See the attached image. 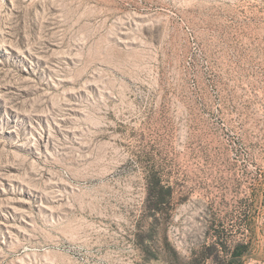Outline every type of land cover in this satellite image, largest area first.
<instances>
[{
	"label": "rangeland",
	"instance_id": "374dc122",
	"mask_svg": "<svg viewBox=\"0 0 264 264\" xmlns=\"http://www.w3.org/2000/svg\"><path fill=\"white\" fill-rule=\"evenodd\" d=\"M233 261L264 264V0H0V264Z\"/></svg>",
	"mask_w": 264,
	"mask_h": 264
},
{
	"label": "trees",
	"instance_id": "16d2710c",
	"mask_svg": "<svg viewBox=\"0 0 264 264\" xmlns=\"http://www.w3.org/2000/svg\"><path fill=\"white\" fill-rule=\"evenodd\" d=\"M153 184H154V187H155V189L157 190V192L163 194L165 188H164V186H162V179H161V177L154 176V177H153ZM165 192L171 194V190H170V189H167ZM150 194H151V193H150ZM152 194H153V193H152ZM241 254H242L241 252H239V251L236 250V251L233 253V258H234V259L239 258V257L241 256ZM236 263H237L236 261H233L232 264H236Z\"/></svg>",
	"mask_w": 264,
	"mask_h": 264
}]
</instances>
